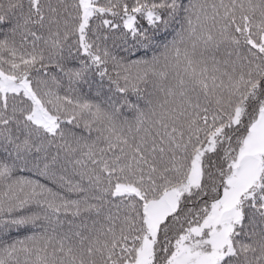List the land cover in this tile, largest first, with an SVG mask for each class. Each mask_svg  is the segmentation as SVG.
<instances>
[{"label": "snow or ice", "instance_id": "obj_1", "mask_svg": "<svg viewBox=\"0 0 264 264\" xmlns=\"http://www.w3.org/2000/svg\"><path fill=\"white\" fill-rule=\"evenodd\" d=\"M0 264H264V0H0Z\"/></svg>", "mask_w": 264, "mask_h": 264}]
</instances>
